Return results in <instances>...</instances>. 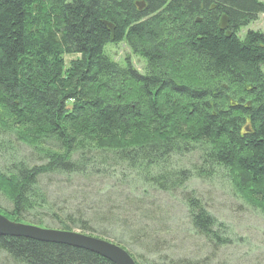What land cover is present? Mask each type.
Wrapping results in <instances>:
<instances>
[{"label":"trees","instance_id":"1","mask_svg":"<svg viewBox=\"0 0 264 264\" xmlns=\"http://www.w3.org/2000/svg\"><path fill=\"white\" fill-rule=\"evenodd\" d=\"M261 14L258 0H0V136L8 139L0 197L10 207L0 214L111 240L132 258L115 232L157 248L171 217L158 193L180 192L192 231L226 244L186 186L225 173L264 214V34L239 38ZM121 42L142 60L141 73L105 53ZM57 176L63 187L79 182L72 195L81 199L45 217L41 181ZM0 264L112 263L0 236Z\"/></svg>","mask_w":264,"mask_h":264},{"label":"rangeland","instance_id":"2","mask_svg":"<svg viewBox=\"0 0 264 264\" xmlns=\"http://www.w3.org/2000/svg\"><path fill=\"white\" fill-rule=\"evenodd\" d=\"M258 1L264 2V0ZM248 31L264 34V14L258 15L253 22L242 28L239 38L242 39ZM105 53L116 63L128 61L140 73L144 69L142 60L133 56L124 42L107 45ZM70 59L71 57H65V62ZM0 145L8 147V139H1L0 136ZM15 149H17L16 146ZM21 151H26L25 154H20L22 158L32 160L26 147ZM193 156L187 157L185 161L187 167L196 162V156ZM5 159L6 157L0 154V165L5 162ZM119 175L117 174L114 179H118ZM64 177L44 178L41 181V187L47 193L48 208L51 211L45 217H49L52 213L57 214L58 210L63 212L70 209L68 206L75 201L70 202L71 197L81 199L79 196L72 195L79 182H72L71 185L63 187ZM137 189L150 199L154 196L153 190L148 187L138 185ZM186 190L194 192L209 214L223 227L224 232L217 231V233L219 237L223 236L226 239V244L222 241L205 242L192 231L185 204L181 202L180 192L176 197L168 198L158 193L159 198L164 200V207L168 209L171 217L168 230L165 234H161L162 242L157 245V248L151 247L147 238L139 241L138 245L129 243L128 237H124L119 232H115L119 242L113 240L112 242L125 246L135 264H264V214L235 194L225 173L219 172L204 179L195 177L188 183ZM99 196L97 195L98 201L105 199ZM0 208L4 210L10 208L1 197ZM73 232L80 233L79 230ZM82 234L89 236V233Z\"/></svg>","mask_w":264,"mask_h":264},{"label":"water","instance_id":"3","mask_svg":"<svg viewBox=\"0 0 264 264\" xmlns=\"http://www.w3.org/2000/svg\"><path fill=\"white\" fill-rule=\"evenodd\" d=\"M0 236L23 238L43 243L59 244L82 249L96 254L112 264H135L129 254L117 245L77 232L45 229L36 226L15 223L0 214Z\"/></svg>","mask_w":264,"mask_h":264}]
</instances>
